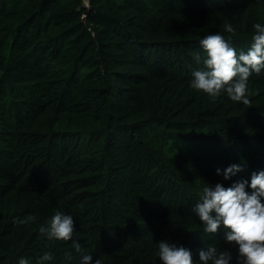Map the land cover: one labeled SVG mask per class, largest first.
<instances>
[{
	"label": "trees",
	"instance_id": "1",
	"mask_svg": "<svg viewBox=\"0 0 264 264\" xmlns=\"http://www.w3.org/2000/svg\"><path fill=\"white\" fill-rule=\"evenodd\" d=\"M84 1L0 0V264L46 251L80 264L72 241L39 232L57 211L102 264H162L161 240L195 264L209 246L235 258L191 209L206 184L264 171V71L251 105L213 102L191 88L193 53L218 32L246 51L264 0ZM26 215L37 219L13 223Z\"/></svg>",
	"mask_w": 264,
	"mask_h": 264
},
{
	"label": "clouds",
	"instance_id": "2",
	"mask_svg": "<svg viewBox=\"0 0 264 264\" xmlns=\"http://www.w3.org/2000/svg\"><path fill=\"white\" fill-rule=\"evenodd\" d=\"M223 29L227 33L235 31L228 22H224ZM254 29L253 42L246 51H238L219 32L204 36L199 41L202 51L193 53L195 62L202 67L192 73L191 88L206 94L213 102L226 94L233 102L251 105L249 78L264 71V25L256 23ZM242 170L241 165H230L224 170V178L231 179ZM191 211L199 217L205 233L216 234L223 228L225 242L237 250L234 258L230 250L218 251L214 246L200 249V264H233V261L264 264V171L253 172L250 183L239 180L227 188L219 183L215 187L206 184ZM36 219L35 215H26L14 218L13 223L27 225ZM39 232L48 241H72V249L80 255V264H102L101 259L93 261V256L73 239L76 222L71 215L57 211L46 225H40ZM158 257L162 264H195L190 249L165 240L158 243ZM53 259V254L46 251L36 264H48ZM72 259V253L65 252V260ZM18 264H30V261L21 257Z\"/></svg>",
	"mask_w": 264,
	"mask_h": 264
},
{
	"label": "rangeland",
	"instance_id": "3",
	"mask_svg": "<svg viewBox=\"0 0 264 264\" xmlns=\"http://www.w3.org/2000/svg\"><path fill=\"white\" fill-rule=\"evenodd\" d=\"M84 3H85L86 6H88V2H87V0H85Z\"/></svg>",
	"mask_w": 264,
	"mask_h": 264
},
{
	"label": "water",
	"instance_id": "4",
	"mask_svg": "<svg viewBox=\"0 0 264 264\" xmlns=\"http://www.w3.org/2000/svg\"><path fill=\"white\" fill-rule=\"evenodd\" d=\"M86 14H88V13H86Z\"/></svg>",
	"mask_w": 264,
	"mask_h": 264
}]
</instances>
